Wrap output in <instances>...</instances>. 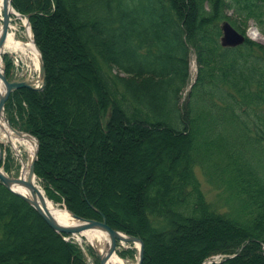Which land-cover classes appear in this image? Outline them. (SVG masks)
<instances>
[{
	"label": "trees",
	"instance_id": "16d2710c",
	"mask_svg": "<svg viewBox=\"0 0 264 264\" xmlns=\"http://www.w3.org/2000/svg\"><path fill=\"white\" fill-rule=\"evenodd\" d=\"M12 6L21 16H29L44 62L45 85L39 92L15 91L5 110L14 126L38 139L34 171L51 199L50 188L77 216L101 219L89 207L77 209L67 189L57 182L79 186L78 197L90 193V184L94 192L101 193V187L93 184L95 173L100 176L101 171H92L89 158L96 137L110 145L109 152L100 151L102 160L110 164L112 137L118 135L121 126L137 137L158 133L171 140L165 154L179 149V155L175 168H169L170 160H165L163 173L151 178L144 189L143 227L120 226L112 212L94 202L111 229L143 241L142 264H151L150 248H161L159 244L151 247V241L161 237L167 243L163 246L170 249L169 243L179 237L174 234L193 232L198 226H205L206 232L212 227L219 229L224 240L218 246L199 250L187 264H203L214 253L226 256L212 264H237L252 250L264 246V48L246 39L235 48L221 47L219 26L227 19L216 11L221 7L234 9L241 16L253 18L264 35V13L259 15L264 12V0H12ZM53 35L63 36L62 44L74 43L82 52L87 61L84 65L97 82L94 89L76 85L72 96L67 91L71 80L54 84L63 68L58 67L55 51L51 52L46 40ZM193 56L196 65L198 59L203 61V68L197 69L184 98L187 102L183 103L179 91L190 76ZM8 67L6 64L7 76ZM113 69L153 80H123L111 74ZM187 103L192 111L185 114ZM34 106L47 107L50 112L61 110L64 119L81 120L82 133L76 136L72 130L68 137L67 133L48 129L34 116ZM109 127L116 133L111 135ZM52 157L57 159L55 171L46 166ZM194 167L223 185L227 213L207 202ZM159 191L163 194L156 199ZM79 201L87 205L86 200ZM13 207L15 214L19 212L24 220L29 217L37 227L50 232L26 202L0 185V264H36L24 250L13 251L21 247L16 242L25 233L31 234H25L28 246L36 244L39 236L26 229L9 230L14 217L6 214ZM168 236L174 237L167 240ZM51 237L66 252L63 264H88L77 245L63 241L59 235ZM260 259V255L252 257V261Z\"/></svg>",
	"mask_w": 264,
	"mask_h": 264
},
{
	"label": "rangeland",
	"instance_id": "374dc122",
	"mask_svg": "<svg viewBox=\"0 0 264 264\" xmlns=\"http://www.w3.org/2000/svg\"><path fill=\"white\" fill-rule=\"evenodd\" d=\"M218 10L221 11V14H224L225 19H227V22H229L230 25L233 24V26L236 27L242 33L243 37L247 41L252 42L254 45H257L260 48H264V35L258 29L256 21L253 18H247L245 16H241L237 14L234 9L228 10L226 8L221 7L220 9L218 8L216 11ZM14 12L16 16L14 15V17L13 16L11 17L12 21L10 23L11 29H9V33L12 34L13 37L17 41H21L23 43H27L28 39H31V41L33 40L34 42L33 45H35V48L38 50V52H40V50L38 49L34 41L31 26L29 24V19H28V24H25L24 22L25 16H21L15 9H14ZM262 13L264 12H260L259 15ZM27 29H28V32L31 33L30 38L26 37ZM52 33L55 35L53 30H52ZM250 34H253L255 37L253 36L251 37ZM54 35L50 38H46V40H47V43H48V46L51 52L55 51L54 59H55V62H57L58 67L63 68V71L61 70L58 73L57 82H55L54 84L56 86H59L61 84L60 81H62L63 79L68 80V81L71 80L73 83L68 85L69 89H67V91H68V94H72V96L76 94V88H75L76 85L78 87L90 86L94 89V86L97 85V82L94 76H92V74L90 73V70L87 67V65H84L87 61L84 60V58H82L81 56L82 52L77 51V49L73 45L74 43L71 45L66 44V43L62 44L61 42L62 40H64L63 36L57 35L54 38ZM2 62L4 64L5 71H6V64H9V67H8L9 74L8 76L7 75L6 76L10 81L28 80L29 82H32V85L37 83L38 86L36 87L40 86L39 80H38L39 71L37 69V62H35L30 52H26V54L21 53V52L3 53ZM202 62L203 61L201 59H198V62L196 65L194 56L191 57L190 65H189L190 76L188 80L186 81V84L183 90L179 91V97L181 95V99H183L182 100L183 103L187 102V99L184 100V98H185L186 93L190 90L193 80L195 79L197 75V69L201 71L203 68L201 65ZM43 65H44V62H43ZM111 74L117 75L119 78L123 80H128V81L142 82L146 80H150V81L153 80V78H148V77H141V78L134 77L132 75H127L123 72H119L114 69ZM119 91H121V89ZM12 93H15V91H13ZM68 94L66 93V95ZM189 103L186 104L187 107L185 108V111H186L185 114L189 110L192 111L191 105ZM22 104H23L22 106L26 108L25 104L24 103ZM14 106L15 105L13 104L12 105L13 110H14ZM5 107L6 106H4V116L6 117L7 121L9 122V124L11 125L13 129L19 128L18 126H14L9 121L8 114H7V111L5 110ZM32 110H33L34 116L39 121L43 120V122L47 125V128L51 129L52 131L54 130L62 131V133L63 132L65 134L67 133V136H68V133L72 130L76 136H80V134L82 133V132L80 133V130H79L84 125L82 121L79 119L73 120L72 117L68 119L67 118L64 119L63 117L60 116L61 114H59L61 110H55L53 112H50L49 108L47 107L42 108L39 106H34ZM107 112H108L107 113V116H108L110 114V110H107ZM13 114H14V111H13ZM13 114L10 113L9 115L14 116ZM45 117H47L46 120H45ZM109 129L111 130V135L116 133L117 131L115 130L114 132V129L112 127H109ZM22 132H25V131H22ZM94 132L97 133V131H94ZM25 133H28V132H25ZM117 133L118 135L115 134V136L112 137L114 140L112 141L113 146H114V153L112 152L109 154L110 164H108V162L103 161L101 158L102 156L100 152L101 150L109 152L110 145L107 144L105 140L98 139V137H96L97 139H95L94 147L89 149V158L93 162V164H91L92 171L93 170L101 171V172L99 171L100 176H98L97 172L95 173V182L93 183V184H97L96 187L97 186L101 187L99 188L101 193H96V191L94 192L95 188H93V186L90 184L88 186L90 193L85 194L83 197L82 196L78 197L77 192L78 191L80 192L79 186H76L78 187V189H76V187L74 186L72 187L66 186L62 181H58L57 183L61 185V187L67 189L68 195L73 205H75V207H78L77 209L81 211V209L86 210V208L89 207L96 214L101 215V219H88V218H83V217L81 218L86 219V220H94L97 222H102L103 219L105 220L101 212L94 206V202H96L98 203L97 205L100 206V208L109 210V212H112L115 222L119 223L120 226L132 225L133 227L137 226L139 228H142L144 225V220L142 218L143 217L142 209H143V206L146 205L143 202L144 189L147 190L151 182V178H153L154 176L158 177L160 173H163L162 167H163V162L165 160L166 161L170 160V162L168 163L170 165L169 168L170 167L175 168L176 163L178 161L177 155H179V149L177 151V148H172L173 151H177V152H173V154H171L172 156L165 154V152L171 146V140L164 137V135H160L158 133H150L146 135L140 134L141 136L142 135L143 136L137 137L133 132L129 133V131L125 129V127L123 126L120 127V130H118ZM32 136L36 138L34 135ZM2 149L4 153H3L2 161L0 163V168L5 172V174L8 176H13V177L19 176L21 169H22V163L24 164V173L26 174L28 171L29 164L31 163L32 158H33V154H31L27 150V147L20 145L16 149L17 150L16 152L19 154V156H21L23 160L22 163L20 162L19 158L17 157L15 152H13L10 146L3 145ZM38 149H39V146H38ZM37 155H38V151L36 154V161H37ZM56 160L57 159L55 157L48 159L46 166L49 167L52 171H55L54 169L58 167V164L57 163L55 164ZM36 161H35V164H36ZM34 168H35V165H34ZM194 172H195L196 178L198 179L200 183L201 190L204 193L207 202L212 204L218 211L227 213L226 209L228 208V206L225 200L227 194L225 193L223 185L219 184L218 181L214 182L213 179H208L207 177H205L203 175L202 170H200L198 167L194 169ZM34 174H35V171H34ZM64 176L67 177L66 175ZM105 177L108 178V181L105 179ZM35 183H36V186H38L39 190L42 191L44 198H47V200L52 202L56 207H59L61 209L62 208L67 209L64 202L59 200L60 198L59 194L53 191L52 188H50L52 191V195H53L51 197L53 199L56 198L58 200H53L49 197V193L45 190L41 181L38 180L36 174H35ZM103 184H104V187H103ZM0 185L4 188V186L1 183ZM6 191L11 193L8 190ZM158 193L159 194L156 196V199L162 192L159 191ZM11 194L14 195L13 193ZM79 199L86 200L87 205L81 204ZM160 199H162V197H160ZM148 207H154V205H148ZM11 209L12 210H8L10 212H7L8 214H6V215L11 216V218L14 217L13 219H11L12 222L10 221L9 223L10 225L9 230L23 231L26 229V232L30 231L32 235H34L35 233L39 234V236L37 237L38 240L36 244L32 246L31 245L28 246V241L27 239H25L26 237L25 236L26 233H25L24 235L20 237L19 241L16 242L17 245L21 247H16V248L14 247L13 251H19L20 249L24 250L23 252L27 254L28 258L31 259L33 263H36V264H38V262L39 263L63 264L65 256H66V252L64 251V249H62L59 246V242L56 241V239H53L51 237V236L54 237V235H57V236L59 235L63 241L70 242L74 245H77L85 261L88 264H99V260L96 257L93 247H91L90 244L85 239H83L82 242H80L77 240L78 237L72 238L71 235L58 234L54 232L43 221V219L36 213V211L33 208H32L33 212L35 215L39 217V221H43L45 226L50 230L49 233L46 232L41 227H37L35 223L31 221L29 217H27L24 220L22 217H20L21 215H19V212L15 214L14 210L16 208L13 207ZM67 210L73 213L71 210L69 209ZM105 223H106V220H105ZM204 227L205 226H201V227L198 226L194 229L193 232L190 231L183 235L180 234L181 232L174 234V236L179 235V237H177L175 240L169 243L171 244L170 249H167L163 246V245H166L167 243L165 242V240L161 239V237H159L157 240L151 241L150 242L151 247L155 246V244L156 245L159 244L161 247V248L154 247L152 249L150 248L149 253L151 254V260H150L151 264H184V262L185 264H187L186 262L189 261L191 257H194V255H196V253L199 250L206 249L209 247L212 248V247L220 245L222 241L224 240L222 239L224 237L222 236L223 232L221 233L219 232L220 231L219 229H215L213 227L211 231L206 232ZM115 231H118L127 236H132L123 231H119V230H115ZM26 235L30 236L31 234H28L27 232ZM174 236H168L167 240L171 239V237H174ZM132 237L139 238L137 236H132ZM29 249L35 250V252ZM1 252L2 251L0 250V256L3 255L1 254ZM83 252L87 254L88 258L84 256ZM114 253L116 254L118 258H120L124 262V264H136L137 249H135L134 244L126 245V247L124 248V246L117 241ZM143 254H144V243H143ZM262 254H264V246H261L257 250H252L246 257H243L237 264H247L250 262V260L251 262H253L251 264H264V257ZM254 255H260V258L262 259H260V261H252V257ZM224 256L226 255L214 253L210 255L209 257H207L205 261L203 262V264H207L210 261L218 262L219 260H222L223 258H225ZM8 259L10 260L11 256H9Z\"/></svg>",
	"mask_w": 264,
	"mask_h": 264
},
{
	"label": "water",
	"instance_id": "95a60500",
	"mask_svg": "<svg viewBox=\"0 0 264 264\" xmlns=\"http://www.w3.org/2000/svg\"><path fill=\"white\" fill-rule=\"evenodd\" d=\"M1 8H2V18L0 19V23L2 26L0 29H2L1 30L2 34H0V82L2 83L4 89H3V93L0 94V114L1 113L4 114V106H5L6 102L8 101V99L10 98L13 91L20 90V89H30L33 91H42L43 90L44 85H45V70H44L42 56H41L40 52H38V50L36 49L38 54H39V66H40L39 77H38L39 85H40L39 87H32L33 86L32 82H29L28 80L10 81L6 77L5 67H4V64L2 62V48H3L4 42L6 40L10 17L12 15H16V14H15L14 9L12 7V0H2ZM24 19H25V24H28L29 16H25ZM220 30H221L220 45L223 48H235V47L243 44V42H244L243 35H241L239 32H237V30H235L228 22H226V21L222 22L220 25ZM32 42H33V40H32ZM33 44H34V42H33ZM4 121L7 125V128L11 132L14 133L16 138L25 139V140H33V142H34L33 145L35 147L32 161L29 164L27 173L25 174L24 173V164L22 163L23 160H22L21 156H19V154L15 151V149L12 146H10L11 149L13 150V152H15V154L19 158L20 162L22 163V169H21L20 175L17 177L8 176L5 174V172L3 170L0 169V183L4 186V188L6 190L10 191L11 193H13L14 195L23 199L29 206H31L36 211V213L45 221V223L54 232H56L58 234L71 235L72 238H75L76 236L74 233H81V231H84V230L89 231V230H94V229L99 230V231L107 234V236L109 238V243L106 244L107 253H106L105 257H103L102 254H100V252L97 250V248H95L91 245V247H93V250L96 254V257L99 260V264H106V261L109 259L108 257L112 256L114 254L117 241L119 243H127V245H129V244L135 245V243L138 242L139 243V249L137 251L136 264H142V261H143V243H142L141 239L136 238V237H132V236H127L125 234H122L118 231L111 229L109 226H107L104 219L102 220V222H97L94 220H86V219H83L81 217L76 216L75 214H73L70 211H68L67 209H65L69 212V214L72 216L73 219H75L76 221L79 222V225L77 227H75L74 229H68V228L59 227L58 225H56V223L52 219H50L47 215H45L46 214V210L44 208L45 199L42 198L43 195L40 194L41 191L36 186L35 174H34V165H35V161H36V154L38 151L37 149L39 146V142L31 134L22 132L19 130V128L13 129L11 127V125L9 124V122L7 121L5 116H4ZM3 145L4 144L0 143V163L2 161L3 153H4L3 149H2ZM13 186H21V187L27 189L31 195L28 197L23 196V195L19 194L18 192H15L13 190ZM124 236H125V238H124ZM82 251H83V249H82ZM84 256L86 258H88L86 253H84Z\"/></svg>",
	"mask_w": 264,
	"mask_h": 264
},
{
	"label": "bare ground",
	"instance_id": "6f19581e",
	"mask_svg": "<svg viewBox=\"0 0 264 264\" xmlns=\"http://www.w3.org/2000/svg\"><path fill=\"white\" fill-rule=\"evenodd\" d=\"M1 4H2V0H0V19L2 18V8H1ZM12 17V16H11ZM14 17V16H13ZM19 17V16H18ZM12 21V18H10V21ZM25 22V20H24ZM1 23H0V28H1ZM11 29L10 25L8 28ZM0 29V34L1 33ZM251 37H255L253 34H250ZM26 37L30 38L31 37V33L26 32ZM257 38V37H256ZM24 53L26 54V52H30L31 55L33 56L35 62H37V69L39 71V54L35 48V46L33 45L31 39H28L27 43H23L21 41H17L12 34H10L9 32H7V36H6V40L4 42L3 48H2V54L3 53ZM38 86L37 83H35L32 87H36ZM3 85L0 82V94L3 93ZM30 90V89H27ZM33 91V90H30ZM37 92V91H35ZM0 143L8 146H12L15 151H17V147L21 146H25L27 147V150L33 154V151L35 150L34 147V142L33 140H25V139H18L16 138V136L7 128V125L4 121V114H0ZM1 169V168H0ZM2 170V169H1ZM38 187V186H37ZM13 190L15 192H18L19 194L23 195V196H30V192H28L27 189L21 187V186H13ZM41 195H43L42 191L40 193ZM44 198V195L43 197ZM45 199V203H44V208L46 210V214L50 219H52L56 225H58L59 227L62 228H68V229H74L75 227H77L79 225V222L76 221L75 219L72 218V216L69 214V212L65 209H61L59 207H56L52 202H50L49 200H47V198ZM44 221V220H43ZM45 222V221H44ZM76 237H78V241L82 242L83 239H85L90 246L92 245L93 247L97 248V250L100 252V254H102L103 257L106 256L107 253V249H106V244L109 243V238L107 236V234L99 231V230H84L81 231V233H74ZM125 238V236H124ZM124 248L126 247L127 243H121ZM135 249H139V243L136 242L135 243ZM109 259L106 261V264H124V262L118 258L116 256V254L114 253L112 256L108 257Z\"/></svg>",
	"mask_w": 264,
	"mask_h": 264
}]
</instances>
